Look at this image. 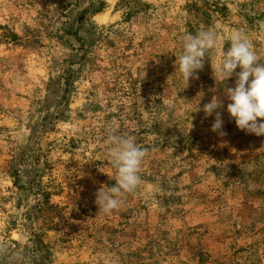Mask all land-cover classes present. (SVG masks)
Wrapping results in <instances>:
<instances>
[{
  "label": "rangeland",
  "instance_id": "rangeland-1",
  "mask_svg": "<svg viewBox=\"0 0 264 264\" xmlns=\"http://www.w3.org/2000/svg\"><path fill=\"white\" fill-rule=\"evenodd\" d=\"M206 28L218 46L184 89L183 37ZM234 29L264 58V0H0V264H264V136L209 91ZM112 130L147 156L104 214Z\"/></svg>",
  "mask_w": 264,
  "mask_h": 264
},
{
  "label": "clouds",
  "instance_id": "clouds-1",
  "mask_svg": "<svg viewBox=\"0 0 264 264\" xmlns=\"http://www.w3.org/2000/svg\"><path fill=\"white\" fill-rule=\"evenodd\" d=\"M228 50L219 47V59L215 67H211L215 87L209 89L216 93L221 91L218 84L223 83L221 91L228 103L226 112L234 120L238 130L257 137L264 136V58L258 54L252 37L241 29L230 31L228 36ZM218 39L215 30L202 29L195 34L186 33L183 37L182 52L175 61L178 72L185 85L203 69L206 53L216 49ZM239 69V71H236ZM235 76L234 86L225 87V83ZM205 93L198 92L196 96V112L203 111L205 117L214 116L211 131L224 136V121L221 109L224 101L213 94L210 101L199 107ZM192 128V124H191ZM107 155L114 169L115 183L110 187H100L95 193L97 212L109 214L118 209L122 197L126 193L134 192L141 182L139 175L142 163L147 156V150L139 146L135 138L130 135H120L112 130L105 141Z\"/></svg>",
  "mask_w": 264,
  "mask_h": 264
}]
</instances>
